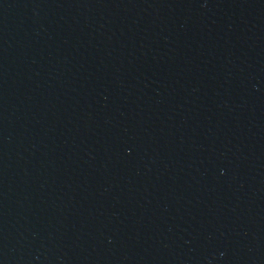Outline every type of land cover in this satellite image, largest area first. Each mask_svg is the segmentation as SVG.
Here are the masks:
<instances>
[{
  "label": "water",
  "instance_id": "1",
  "mask_svg": "<svg viewBox=\"0 0 264 264\" xmlns=\"http://www.w3.org/2000/svg\"><path fill=\"white\" fill-rule=\"evenodd\" d=\"M0 264H264V0H0Z\"/></svg>",
  "mask_w": 264,
  "mask_h": 264
}]
</instances>
